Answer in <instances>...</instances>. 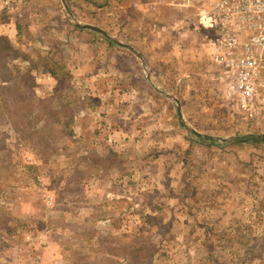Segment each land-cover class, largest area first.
<instances>
[{"label":"rangeland","instance_id":"1","mask_svg":"<svg viewBox=\"0 0 264 264\" xmlns=\"http://www.w3.org/2000/svg\"><path fill=\"white\" fill-rule=\"evenodd\" d=\"M194 1L0 0V264H264V112Z\"/></svg>","mask_w":264,"mask_h":264},{"label":"built area","instance_id":"2","mask_svg":"<svg viewBox=\"0 0 264 264\" xmlns=\"http://www.w3.org/2000/svg\"><path fill=\"white\" fill-rule=\"evenodd\" d=\"M208 28L217 32L212 59L221 65L228 96L264 112V0H208Z\"/></svg>","mask_w":264,"mask_h":264},{"label":"crops","instance_id":"3","mask_svg":"<svg viewBox=\"0 0 264 264\" xmlns=\"http://www.w3.org/2000/svg\"><path fill=\"white\" fill-rule=\"evenodd\" d=\"M198 0H195L194 2H197ZM197 5H196V3L195 4H193V8L194 7H196ZM203 8H205V6L203 7ZM199 9V8H198ZM195 12H194V14H196V15H198L199 17L201 16V15H205V13H206V9H203L202 10V12H198L197 10H195V8L193 9ZM197 16V17H198ZM189 32V33H188ZM186 34H188V35H190L191 37H193V36H196L197 35V37H198V33H197V30L196 29H191V30H189ZM190 32H192V33H190ZM180 37V35H178L177 36V33H176V36H175V38L173 39V43L176 45V43H177V38H179ZM191 37H189L188 36V39L189 40H191ZM205 41H204V36H203V43H204ZM179 43V45L177 46V49L180 51L181 50V41L180 42H178ZM173 48H175V47H173Z\"/></svg>","mask_w":264,"mask_h":264},{"label":"water","instance_id":"4","mask_svg":"<svg viewBox=\"0 0 264 264\" xmlns=\"http://www.w3.org/2000/svg\"><path fill=\"white\" fill-rule=\"evenodd\" d=\"M261 138H263L264 139V134H262V137Z\"/></svg>","mask_w":264,"mask_h":264},{"label":"trees","instance_id":"5","mask_svg":"<svg viewBox=\"0 0 264 264\" xmlns=\"http://www.w3.org/2000/svg\"><path fill=\"white\" fill-rule=\"evenodd\" d=\"M263 141H264V139H263Z\"/></svg>","mask_w":264,"mask_h":264}]
</instances>
